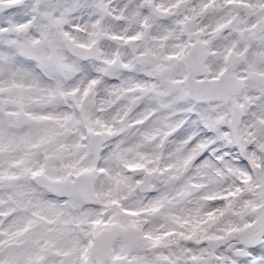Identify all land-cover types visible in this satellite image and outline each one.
I'll return each instance as SVG.
<instances>
[{
  "label": "snow or ice",
  "instance_id": "1",
  "mask_svg": "<svg viewBox=\"0 0 264 264\" xmlns=\"http://www.w3.org/2000/svg\"><path fill=\"white\" fill-rule=\"evenodd\" d=\"M0 264H264V0H0Z\"/></svg>",
  "mask_w": 264,
  "mask_h": 264
}]
</instances>
